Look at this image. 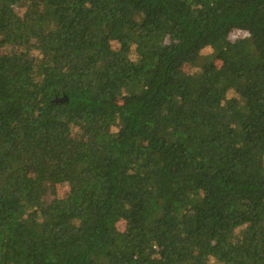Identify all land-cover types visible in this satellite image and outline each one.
<instances>
[{
	"label": "trees",
	"instance_id": "16d2710c",
	"mask_svg": "<svg viewBox=\"0 0 264 264\" xmlns=\"http://www.w3.org/2000/svg\"><path fill=\"white\" fill-rule=\"evenodd\" d=\"M1 42L0 264H264V0H0Z\"/></svg>",
	"mask_w": 264,
	"mask_h": 264
},
{
	"label": "rangeland",
	"instance_id": "374dc122",
	"mask_svg": "<svg viewBox=\"0 0 264 264\" xmlns=\"http://www.w3.org/2000/svg\"><path fill=\"white\" fill-rule=\"evenodd\" d=\"M245 36V33L242 32H233L229 35L228 37V41L227 44L229 47H235L236 44L238 43V41L240 39H242ZM0 48H1V52H0V57L4 58L5 56H7L10 53H16V52H20L21 50H29L32 48V44L31 43H26L23 44L21 46H11V45H7L4 42L0 43ZM216 67L219 71H222V64L221 63H217ZM185 70H188L187 68ZM204 98L207 102H216L220 100V94L216 91H212V90H208L205 92L204 94ZM258 235H260V233H258Z\"/></svg>",
	"mask_w": 264,
	"mask_h": 264
},
{
	"label": "water",
	"instance_id": "95a60500",
	"mask_svg": "<svg viewBox=\"0 0 264 264\" xmlns=\"http://www.w3.org/2000/svg\"><path fill=\"white\" fill-rule=\"evenodd\" d=\"M67 99L66 98H63V99H60V100H56L55 103H63L65 102Z\"/></svg>",
	"mask_w": 264,
	"mask_h": 264
}]
</instances>
